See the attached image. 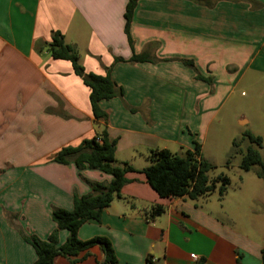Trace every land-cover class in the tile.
<instances>
[{"label":"crops","instance_id":"0c3cea01","mask_svg":"<svg viewBox=\"0 0 264 264\" xmlns=\"http://www.w3.org/2000/svg\"><path fill=\"white\" fill-rule=\"evenodd\" d=\"M126 5L127 0H0V207L18 216L27 235L46 241L56 229L53 208L70 211L74 196L91 192L87 181L112 180L51 158L106 129L117 140V165L130 164L136 172L127 174L128 183L100 221L79 229L81 240L108 238L118 264H262L263 215L253 220L261 235L254 239L239 229V218L219 217L210 197H159L142 170L152 150L180 153L197 142L203 154L206 140L222 125L217 118L225 103L264 82V0H140L130 26L132 46ZM55 32L76 47L86 73L106 76L110 70L123 88V99L100 103L107 122L94 117L90 90L72 63L52 58L48 45ZM134 54L152 61L116 62ZM182 61H192L195 70ZM237 120L239 126L252 124L245 114ZM249 146L244 140L241 150ZM246 200L225 207L259 203ZM154 206L164 213L150 217ZM2 213L0 264H33L35 251ZM68 236L60 230L59 245ZM81 257L79 264L104 261L98 247ZM56 264L69 261L59 257Z\"/></svg>","mask_w":264,"mask_h":264},{"label":"trees","instance_id":"16d2710c","mask_svg":"<svg viewBox=\"0 0 264 264\" xmlns=\"http://www.w3.org/2000/svg\"><path fill=\"white\" fill-rule=\"evenodd\" d=\"M140 0H127L125 10V33L132 46L130 26L134 10ZM198 1V0H197ZM204 1V0H203ZM53 59L67 60L72 63L75 74L83 80L85 86L90 90V103L93 115L97 120L108 121V114L100 107L102 101L124 97V90L119 87L110 76L108 70L106 76L86 73L80 64V57L76 47L68 45L63 35L55 32L52 41L48 45ZM152 61L148 55H133L128 61L116 59V62L142 63ZM187 67L195 70L192 61H182ZM199 80L210 83V79L197 77ZM244 140L249 141V146L244 153L241 150ZM117 140L109 137L107 130L96 134L91 139L83 140L78 146H67L60 149L51 161L62 165L73 164L78 170L91 169L102 172L112 177L108 184L87 181L91 192L83 196H74L73 209H52V220L56 229L46 241L35 235H27L19 228L23 240L30 245L36 254L33 264H56L59 257L65 258L69 264H79L83 259L81 255L94 247H98L103 255L104 261L99 264H118V260L111 241L106 237H94L90 240H81L79 229L90 221L99 222L103 212L109 208L111 203L121 193L122 188L128 183L127 174L136 170L127 163L117 165L116 161ZM255 144L262 147L263 141L260 137L253 135L250 131L244 132L240 137L233 140L232 148L228 154L226 168H230L235 155L242 154L243 159L240 169L248 172L253 167H258V177L264 178V163L260 152L253 148ZM149 166L142 170L148 184L163 199L188 198L196 201L206 198L214 193L223 197L229 186L230 179L224 173L214 174L217 166L204 158L201 145L194 143L193 150H183L180 153H172L166 149L152 150L149 154ZM162 206H154L149 212L150 217H157L164 213ZM9 222L15 226L14 218ZM66 230L69 236L66 242L59 245L58 233ZM262 264H264V245L262 249Z\"/></svg>","mask_w":264,"mask_h":264},{"label":"rangeland","instance_id":"374dc122","mask_svg":"<svg viewBox=\"0 0 264 264\" xmlns=\"http://www.w3.org/2000/svg\"><path fill=\"white\" fill-rule=\"evenodd\" d=\"M222 114L217 118V122L218 120L222 121V125L219 130L211 133L206 140L203 156L205 159L211 158L213 164L217 166L215 175L224 173L230 179L231 184L226 192V204L230 205L238 198L247 199V203L251 199L259 203L253 201L250 203V207H225V195L220 197L218 193H214L209 197L216 201L218 207H214V209L219 217L225 219L226 215H234L240 219L239 229L243 233L254 239H261L253 220L256 215H263L264 217V207H259L264 204V178L258 177L257 173L260 170L256 166L248 172L240 169L241 154L235 155L228 169L226 168V162L233 140L240 137L244 132L250 131L253 135H261L264 138V82H261L255 89L243 88L239 92L237 91L225 103ZM241 114H245L251 120L250 127L248 125L239 126L237 118ZM258 149L264 156V141L262 147ZM0 209L7 225L12 226L10 228L19 232V228H21L19 225L21 224L17 221L18 216L11 214V211L5 207H0ZM10 217L14 218L15 226L9 222ZM259 228L264 230V223L261 221H259ZM21 229L23 230V228ZM262 235H264L263 232Z\"/></svg>","mask_w":264,"mask_h":264},{"label":"built area","instance_id":"2783aa9c","mask_svg":"<svg viewBox=\"0 0 264 264\" xmlns=\"http://www.w3.org/2000/svg\"><path fill=\"white\" fill-rule=\"evenodd\" d=\"M191 258L196 259V256L195 255H191Z\"/></svg>","mask_w":264,"mask_h":264}]
</instances>
